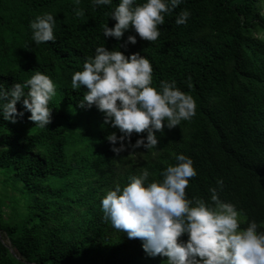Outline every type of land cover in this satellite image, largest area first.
I'll use <instances>...</instances> for the list:
<instances>
[{
	"label": "trees",
	"instance_id": "1",
	"mask_svg": "<svg viewBox=\"0 0 264 264\" xmlns=\"http://www.w3.org/2000/svg\"><path fill=\"white\" fill-rule=\"evenodd\" d=\"M119 2L0 0V87L23 83L36 71L56 86L46 128L28 120L22 100L16 108L24 115L16 123L0 115V264H167L166 257L149 256L141 240L112 228L100 201L145 168L148 182L162 179L175 154L190 157L197 172L186 189L189 199L210 202L215 187L242 212L241 228L255 221L264 231V0H182L164 15L151 43L132 29L119 41L103 36V26L115 24L109 16ZM77 8L84 15L77 17ZM182 10L190 16L177 25ZM44 13L55 17L56 39L37 45L29 25ZM129 35L136 44L126 43ZM98 46L145 56L152 86L159 91L160 81H175L195 99L196 115L173 129L165 122L157 149L115 155L106 137L121 133L104 124L95 106L78 107L87 89L71 86ZM142 136L133 133L131 142Z\"/></svg>",
	"mask_w": 264,
	"mask_h": 264
},
{
	"label": "clouds",
	"instance_id": "2",
	"mask_svg": "<svg viewBox=\"0 0 264 264\" xmlns=\"http://www.w3.org/2000/svg\"><path fill=\"white\" fill-rule=\"evenodd\" d=\"M111 3L112 0H92L93 7ZM181 3L182 0H146L136 4L135 0H120L109 16L114 26L105 24L102 34L119 41L132 29L141 40L155 42L165 22L164 15ZM74 11L77 17L84 15L78 8ZM189 16V11L182 10L175 23L185 25ZM54 25L51 13L31 21L35 44L55 42ZM136 42V36L127 37L126 43ZM152 84L149 59L139 53L126 56L104 46L96 47L94 57L86 58L83 69L71 77L72 90L81 86L87 89L78 107L95 106L103 113L104 124L121 133L119 137L115 132L106 137L117 156L125 151L135 155L138 148L157 149L156 133L163 131L165 122L168 129H173L196 115L195 99L181 91L175 81H160L159 91ZM187 85L193 89L191 77ZM55 95L52 79L36 71L23 83H13L8 89L0 87V115L16 123L17 117L24 115L16 108L22 100L23 109L30 113L28 120L44 129L52 122L49 102ZM133 133L146 137L132 143ZM174 159V165H167L159 173L162 179L148 182L152 174L145 168L139 175L130 176L125 186L118 184L108 190L100 201L104 219L129 239L141 240L149 256L166 257L167 264H264V231H258L259 225L249 221L247 227L241 228L242 212L222 201L215 187L209 188L210 202L200 197L189 199L186 189L197 175L193 161L184 154H175ZM217 186L223 188L221 179ZM185 235L186 242L181 240Z\"/></svg>",
	"mask_w": 264,
	"mask_h": 264
}]
</instances>
